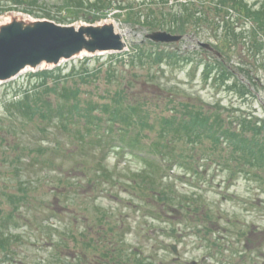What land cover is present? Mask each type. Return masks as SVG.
<instances>
[{"label": "rangeland", "instance_id": "1", "mask_svg": "<svg viewBox=\"0 0 264 264\" xmlns=\"http://www.w3.org/2000/svg\"><path fill=\"white\" fill-rule=\"evenodd\" d=\"M0 1V24L72 17L62 0H37L38 17ZM134 1L162 14L185 0ZM218 1L193 0L185 33L125 20L129 6L111 15L128 48L62 61L23 96L42 115L10 101L28 71L0 84V264H264V167L233 166L246 160L223 134L234 115L264 119V88L245 74L264 85V53L226 46ZM155 30L180 42L155 43ZM226 66L250 97L226 87Z\"/></svg>", "mask_w": 264, "mask_h": 264}, {"label": "trees", "instance_id": "2", "mask_svg": "<svg viewBox=\"0 0 264 264\" xmlns=\"http://www.w3.org/2000/svg\"><path fill=\"white\" fill-rule=\"evenodd\" d=\"M5 1L7 10H17L36 17L39 16V14L34 13L31 8L32 5L37 4V0ZM62 1V8L64 7V9L70 11L69 13L72 14V17H66V19H64V17L61 18L58 16H53L49 13H46L43 16L52 20H57L59 22H66L67 20L72 23L75 20L82 19L89 23H95L107 18L111 14L114 16V18L120 19L123 13L119 12L129 6L130 9H127L129 10V12L127 14H124L126 16L125 20H134L135 22L146 25L151 29L167 26L168 29L180 33H185L186 28H189V26L187 25V21L190 15H192L191 6L193 4L191 3L193 2V0L179 1L180 5L177 4V8L173 9L171 7L166 12L162 11L161 14L159 13V10H155L153 8H149L150 10L147 12H144L142 10L136 11V9H133V3L135 2L134 0ZM216 4L218 5L216 10L218 12H221L223 10L225 13H223L222 15V20H218V23H221V26L223 27L222 31L226 37V46H229L232 50H236L239 53L249 51L248 56H251L249 55V53L252 54L254 62H257L258 58L262 55V53H264V0L261 2H254L253 4L250 0H219ZM225 4L226 9L224 8ZM15 5L18 6L15 7ZM201 9H197L198 12H201ZM202 13L204 14L205 12L202 11ZM159 14H161V16H159ZM195 16L197 17L198 15ZM239 57L243 58L242 55H240ZM235 64L238 67V71L243 72L246 70L245 74L247 78L257 87L260 86L258 89L264 88V85L260 83L261 79L260 77H258V71L256 72L251 68H245V70L242 69V66L245 65L241 63V60H238L237 62H235ZM231 71L234 73H238L235 72L232 67L226 66V87L234 91L238 90L242 98H245V96L250 97L251 94L248 89H246L243 84L240 83L237 77L232 76ZM48 74L49 71L41 72L38 75H32L30 80L23 82L22 85H19V88L15 91L14 95L19 93V98L14 101L10 98V101L16 104L20 111L25 112V114L28 112H31L32 114H37L39 112L40 115L47 113L49 111V108L47 106L43 107L45 105L43 103L44 101L42 102L43 108L37 107L38 109H33L35 106L30 105V100H27L29 97H27L26 100H23V96H29L32 93L37 94L36 91L38 87L44 83L46 78H49ZM55 74H57L56 71L51 72V76L53 78ZM41 81L43 82L41 83ZM25 86L27 88L23 90V87ZM38 101L39 100L36 99V102ZM69 109L77 110V107L74 106ZM228 110L229 112H231L233 108ZM57 112H59L60 114L59 110ZM112 114L113 116L115 115V109L113 110ZM230 120L232 121L229 124H226V131L223 133L224 135H226V142L229 141L231 143V153L235 155V158L239 157L246 160L242 164H240L239 162H234L235 164L233 166L245 165V168H248V171L253 170V167L256 166L264 167V119L258 117L257 115H246L239 117H235L234 115ZM198 121L201 123L200 119ZM191 126L192 123L185 126V128L188 129L187 133L190 131L189 127ZM217 126L218 127H216V129H221L219 125ZM192 133L195 134L194 132ZM198 135L201 136L200 134ZM230 163L232 164L233 162ZM9 238L10 237L7 236L4 238H0V246H4L5 244H7L9 242Z\"/></svg>", "mask_w": 264, "mask_h": 264}, {"label": "water", "instance_id": "3", "mask_svg": "<svg viewBox=\"0 0 264 264\" xmlns=\"http://www.w3.org/2000/svg\"><path fill=\"white\" fill-rule=\"evenodd\" d=\"M147 37L157 42L181 38L166 31H155ZM125 48L126 41L112 21L62 25L13 14L0 25V81L11 80L27 68L36 69L43 63L58 65L61 60L82 53L122 52ZM173 248L177 251L176 246Z\"/></svg>", "mask_w": 264, "mask_h": 264}, {"label": "bare ground", "instance_id": "4", "mask_svg": "<svg viewBox=\"0 0 264 264\" xmlns=\"http://www.w3.org/2000/svg\"><path fill=\"white\" fill-rule=\"evenodd\" d=\"M116 28L118 29V31L122 34V36H125V32L123 30H120L118 26H116Z\"/></svg>", "mask_w": 264, "mask_h": 264}]
</instances>
